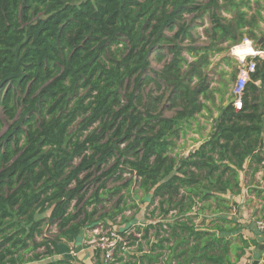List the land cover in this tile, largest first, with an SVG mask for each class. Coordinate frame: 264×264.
Instances as JSON below:
<instances>
[{"label":"trees","instance_id":"obj_1","mask_svg":"<svg viewBox=\"0 0 264 264\" xmlns=\"http://www.w3.org/2000/svg\"><path fill=\"white\" fill-rule=\"evenodd\" d=\"M251 1L0 0V132L2 114L15 121L0 141V264H72L47 260L84 229L122 216L134 180L153 222L126 219L127 250L105 262L97 249L98 264H238L261 246L229 217L236 203L228 196L241 194L246 164L264 159V59L254 60L242 108L232 92L198 149L175 153L208 108L210 57L246 33L264 37ZM204 18L209 45L184 47ZM164 51L171 60L151 70V56L163 61ZM149 85L170 91L174 116L159 111L162 97L143 101ZM124 175L131 179L109 187ZM47 224L57 228L53 238Z\"/></svg>","mask_w":264,"mask_h":264},{"label":"rangeland","instance_id":"obj_2","mask_svg":"<svg viewBox=\"0 0 264 264\" xmlns=\"http://www.w3.org/2000/svg\"><path fill=\"white\" fill-rule=\"evenodd\" d=\"M251 12L250 15H255L256 12H261V17L258 18V27L254 30L256 34L264 33V0H258L257 2L251 1ZM188 21H192V16H187ZM228 19H232L228 16ZM197 29H196V42L191 44L185 42L184 47H207L209 41L207 40L206 33L211 29V24L207 18L204 20H197ZM195 23V24H196ZM247 31V30H246ZM245 32V30H244ZM249 38V33L245 34V38ZM244 38V39H245ZM257 44V42H255ZM233 47L230 42L221 44L218 49L223 50L221 53H218L214 56H211L209 59V66L205 70L206 74H209V83H210V94L209 100L207 101V107L202 111V113L197 116L196 122L193 121L189 126L184 128L181 138L176 142L175 153L180 155H186L191 151L195 146L200 142L205 140L212 133L214 126L215 117L219 115V110L221 107L226 106L232 101V92L234 93L235 83L238 79L237 67L239 65L238 60L231 54L230 49ZM163 55L165 56L163 61H159L156 57V54H153L150 58V69L156 72H162L164 65L171 60V56L164 51ZM185 58L190 62H194V58L189 54L184 53ZM187 69V66H185ZM213 91V93H212ZM234 95V94H233ZM143 101H147L150 97L157 98L162 97L161 103L158 106L159 111L164 117H172L179 110L176 105L174 106L172 102L168 101L171 96L170 91L164 86L161 85L157 87L155 85L145 86L142 91ZM218 117V116H217ZM2 121V130L0 132V141L5 133L14 125L15 121L9 120L6 114L1 115ZM4 144V143H3ZM113 164V161L110 163ZM131 177L128 175L123 176V181L113 182L110 181L109 187H117L126 183L130 180ZM118 183V184H117ZM125 200L128 201V209L121 215L115 217L113 220H108V224H102L99 227V230L94 231V229L86 228L81 233V237L76 241V245L80 246V260L76 254H73V249L76 250L72 244H69L66 252H63L62 255L49 259L47 261H57L64 259H71L72 264H98L102 262H97L95 258V253L97 250V244L94 242L97 240V237H103L108 235L109 232L114 231L120 233L121 230L127 227L126 219L131 222V225L136 224V226H146L148 223L153 222L147 220L146 217L149 216L150 212L153 209V206L150 203H143L145 199V194L139 188V182L137 180L133 181L130 191L127 194V190L123 191ZM120 195L112 198L111 201H107L104 205V212H112L113 207L116 205V202L119 200ZM234 213V208L231 211L229 217L235 218L232 216ZM49 214L45 215L48 217ZM257 229V228H256ZM257 233L258 230H256ZM57 234L56 226L47 224L45 229V236L48 238H53ZM262 235L261 233H259ZM264 237V235H262ZM73 248V249H72ZM135 249V248H132ZM257 249V248H255ZM118 250H116L117 252ZM113 258V257H112ZM105 260V259H104ZM112 260V259H110ZM109 260V261H110Z\"/></svg>","mask_w":264,"mask_h":264},{"label":"crops","instance_id":"obj_3","mask_svg":"<svg viewBox=\"0 0 264 264\" xmlns=\"http://www.w3.org/2000/svg\"><path fill=\"white\" fill-rule=\"evenodd\" d=\"M240 180L241 194L228 196L236 203L232 216L239 223L241 234L246 239H257L261 246L257 249L252 247L247 250L246 255L238 264H252L254 261L264 264V237L256 231V221L264 218V165H257L253 160H250L244 171L241 172ZM73 246L76 249L72 248L73 254L75 256L77 254L80 259V251H82L80 246H77L76 243H73Z\"/></svg>","mask_w":264,"mask_h":264},{"label":"built area","instance_id":"obj_4","mask_svg":"<svg viewBox=\"0 0 264 264\" xmlns=\"http://www.w3.org/2000/svg\"><path fill=\"white\" fill-rule=\"evenodd\" d=\"M249 40L253 42L252 43L253 48H255L258 51V53H260L259 55L249 56L247 58V60L249 58L251 59L250 61L254 63L255 68H256V63L254 60L257 58L264 59V51L260 50L252 39H249ZM247 60L244 63L239 62V65H238V71H239L238 79L235 83V88H234V93H233L236 98L234 105L237 108V110H240L242 108L241 97H242L243 90L250 79V74L255 71V70L254 71L249 70V64L247 65ZM262 164L264 165V159H263ZM99 228H97L96 230H99ZM256 228L259 233L264 235V218L256 221ZM94 242L97 244L96 245L97 249H100L102 251L105 262H108L110 259H112L113 255L116 253V250L119 251V249H121V251H126L128 248L127 247L128 242L126 238L122 236L120 233H117L114 231L109 232L108 235L106 236L97 237V240Z\"/></svg>","mask_w":264,"mask_h":264},{"label":"clouds","instance_id":"obj_5","mask_svg":"<svg viewBox=\"0 0 264 264\" xmlns=\"http://www.w3.org/2000/svg\"><path fill=\"white\" fill-rule=\"evenodd\" d=\"M252 41L245 38L242 41H240L239 44L233 45V47L230 49L231 54L238 60L240 63H244L249 56H256L259 55L258 51L253 48ZM249 63V70L254 71L255 65L251 61Z\"/></svg>","mask_w":264,"mask_h":264},{"label":"water","instance_id":"obj_6","mask_svg":"<svg viewBox=\"0 0 264 264\" xmlns=\"http://www.w3.org/2000/svg\"><path fill=\"white\" fill-rule=\"evenodd\" d=\"M263 43H264V37L261 38L259 41H257V44H256V45L259 47V46H261ZM250 60H251L250 58L247 60V65L249 64L248 62H249ZM203 142H204V140H203L202 142H200L197 146H195L191 151H189L188 154H190V153L194 152L196 149H198V147H199ZM263 146H264V141H262V143H261V148H263ZM252 264H259V262H258V261H254Z\"/></svg>","mask_w":264,"mask_h":264}]
</instances>
